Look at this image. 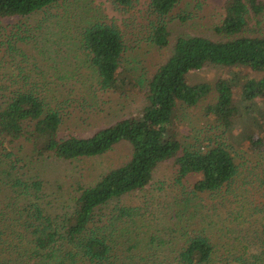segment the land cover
<instances>
[{
  "label": "trees",
  "instance_id": "obj_1",
  "mask_svg": "<svg viewBox=\"0 0 264 264\" xmlns=\"http://www.w3.org/2000/svg\"><path fill=\"white\" fill-rule=\"evenodd\" d=\"M59 1L0 0V23L14 22L9 33L0 28V264H264V226L259 233L242 232L240 239L230 235L236 241L232 249L218 246L206 229L216 222L222 230L264 214V0H225L215 26L224 39L179 37L173 53L144 84L125 73V31L97 18L78 25L73 38L64 35L75 41L80 57L79 63L70 58L68 71L54 69L57 63L52 66L48 48H42L44 59L26 63L18 46L28 33L22 27L30 16L46 15ZM178 1L150 0L145 23L135 16L125 27L147 31L145 37L164 47L170 36L169 15ZM110 3L116 11L130 13L138 0ZM48 31L40 36L62 43V37H46ZM61 50L55 44V54ZM207 64L222 66L228 76L212 85L190 84L187 74ZM85 67L96 86L90 89L124 93L139 88L143 105L90 136L61 135L65 111L80 107L77 98L87 96L78 90L84 81L71 71L84 72ZM211 90L216 100L203 113L221 132L183 143L175 122L179 108L195 106ZM82 109L88 110L84 105ZM224 135L259 158L237 163L233 144ZM122 140L132 147L127 162L92 184L59 185L68 193L63 198L56 192L47 195L45 180L36 170L45 158L98 157ZM165 162L175 166L178 182L190 175L197 178L170 201L169 207L176 209L156 227L161 225L160 212L148 209L154 212L157 207L151 208L147 200L133 206L122 199L149 185L155 169ZM203 195L212 201L202 206L206 212L197 203ZM182 204L192 210L180 209ZM252 237L259 248L251 247Z\"/></svg>",
  "mask_w": 264,
  "mask_h": 264
},
{
  "label": "rangeland",
  "instance_id": "obj_2",
  "mask_svg": "<svg viewBox=\"0 0 264 264\" xmlns=\"http://www.w3.org/2000/svg\"><path fill=\"white\" fill-rule=\"evenodd\" d=\"M224 1L225 0H179L169 15L168 29L170 31V36L168 38V43L164 47H157L151 40L145 37L147 31L141 34L137 32L134 27H125V25L132 22V18L135 16L138 17V21L145 23L146 20L143 19V15L150 0H138L135 9L130 13L116 11L112 7L110 0H60L54 8L47 11L46 15L39 12L38 14L30 16L27 22L26 20L24 21L27 23V26H29V29L27 26L22 27V32H26L27 30L28 33L25 34L26 40L19 42L18 46L22 49L20 51H22L26 63H31V65H33L35 59H39L40 61L44 59L43 52L48 48V54L50 56L53 55L52 66L57 63L54 69H56L58 73H60V71H68V66L71 64L70 58L73 57L74 60L79 63L80 57L79 49L75 41L65 40L67 37H64V35L73 38L76 33L74 30L78 25L83 26L90 20L96 18L102 19L106 22L114 23L125 31V41L127 45L123 58L126 68L125 73L136 83L144 84L154 73L157 66L163 63L173 53L174 44L179 37L203 36L216 41L224 39V36L215 31V26L218 25L222 19ZM48 14L50 17L46 19L45 17L48 16ZM42 21L44 22L42 23ZM13 25L14 22L2 21L0 23V28L3 30L6 29L7 31H5L9 33ZM63 28L64 31H67L66 34H60ZM45 30H50L47 32L46 37H49V35L52 37V34L54 38L62 37V43L59 41L49 42L46 38L41 37L40 34ZM41 40H43V43ZM47 43H50L51 47H48L49 44L47 45ZM55 44L62 46L60 55L55 54ZM71 73L77 76L79 81H84L78 85V90L79 92H84L87 96L77 98L80 107L73 106V110L65 111L64 123L60 128L61 135L76 134L82 137L90 136L97 129L108 126L122 117L138 112L143 105L142 93L139 88L135 89L130 87L124 93H116L112 90L103 93L101 87H98L97 90L90 89L96 86L93 85L94 79L89 68L85 67L84 72L72 70ZM221 76H228V72L225 68L219 65L207 64L201 69L189 72L186 79L190 84L208 83L212 85L215 80ZM132 85L134 86L133 82ZM215 100L216 93L214 90H211L210 93L201 98L195 106L179 108L175 122L180 141L183 143H192L197 138H204L205 133L210 134L212 132L213 134L221 132V129L217 128L218 126L215 125V122L203 113L204 109L213 104ZM260 101L264 102V99H260ZM82 105L86 106L88 110L82 109ZM209 129L210 131H208ZM224 137L227 143L233 144L232 151L237 163L243 162L245 158H252L253 160L259 158V155L251 151L248 147L236 145L231 142L226 135H224ZM131 152L132 147L130 142L122 140L115 144L110 151L98 157L80 158L73 161L45 158V161L41 162L39 167H36V170L38 172L40 171L41 177L45 180L44 190L47 195L52 197L56 192L58 197L63 198L65 194L68 193L60 190L58 188L59 185L65 188H72V186L77 183L92 184L98 179L97 177L105 171L127 162L131 156ZM196 178V175H190L181 182H178L177 171L173 163H161L153 172L150 184L144 189L135 191L125 197L122 199V202L133 206H139L143 205L144 200L149 201L151 208L155 206L157 208L154 209L157 211L153 212V208L148 209V211L153 214L160 212L159 220L161 225H156V227H162L164 219L169 217L172 211L176 209L174 206L169 207L170 201H172L174 197H181L180 192H187ZM205 198L206 197L203 195V198H198L199 202H197L201 204L202 212H206L202 206H206V204L212 202H207ZM254 200L255 202L260 201L259 197H255ZM59 201H57V203ZM184 207L187 209V212L192 210V207L186 208L184 204L180 206V209L183 210ZM241 215H243V212ZM244 215L249 216L248 211L245 210ZM257 216L258 220L254 219L253 221V219H250L252 223L247 221L243 224H239L241 223L240 221H234L236 225L232 223L233 226L224 227L220 230V226H217L216 222H214V225L206 227V229H208V232L213 236L218 246L231 248L232 243L236 241H231L230 235H236L238 239H240L242 232H244V234H252L253 230H258L259 233L264 226V214L258 213ZM243 225H245L243 227L244 229H242ZM249 240L255 243L252 244L251 247H260V243L253 237L249 238ZM160 258L161 256L157 259Z\"/></svg>",
  "mask_w": 264,
  "mask_h": 264
}]
</instances>
